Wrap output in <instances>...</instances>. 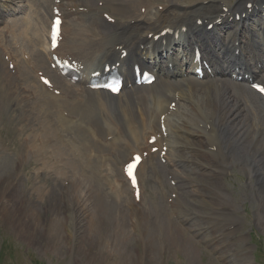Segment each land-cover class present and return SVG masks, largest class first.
Returning a JSON list of instances; mask_svg holds the SVG:
<instances>
[{"label":"bare ground","instance_id":"obj_1","mask_svg":"<svg viewBox=\"0 0 264 264\" xmlns=\"http://www.w3.org/2000/svg\"><path fill=\"white\" fill-rule=\"evenodd\" d=\"M42 5H47L50 10L48 12L46 9V15L39 16L38 7L41 8ZM158 5L159 10L152 15V10ZM55 8L61 14L62 38L52 51L48 35ZM28 9L30 12H27ZM259 9H264V0H236L234 4L229 0H214L207 5L198 4L192 7L181 5L177 0H0V113L13 107L19 112L20 129L21 121L23 123L20 151L16 154L18 164L21 162L23 167L27 160L44 150L31 142L30 137L26 135V132L32 131L36 125L33 118L37 116V129L47 132L52 129L51 119L54 116L58 118L63 108H68L69 112L74 111L77 114L74 118L78 120L88 121L94 126H108L106 119L112 116L108 104L116 101L119 107L117 106L112 116L113 121L108 119L112 122L109 126L114 132L125 137V140L122 136L117 138L113 144L115 150L112 154V172L116 176L117 186L109 195L106 190L103 191L102 185L96 188L93 182L88 181L89 178L80 180L77 175L83 172V168L79 155L65 161L67 152L63 151L61 145L54 147L55 151L50 155L44 150L50 164L49 169L51 168L48 176L50 184L47 186L46 182L44 186L35 185L30 194L24 189V194L28 195L26 198L35 196L42 207L47 204L46 199L49 196L52 203L47 205V210L38 211L34 209L33 204L27 205L28 200L24 197L19 221L21 234L26 238L31 229L36 231L37 227V230L50 240L51 246L57 248L58 240L65 239L60 229L67 225L69 215L64 212L67 208L76 218V222H83L81 228L85 229L84 236L90 238L96 250H109L111 255L117 252L121 255L126 253L129 255L128 264H149L150 253L156 249V236L153 237L148 230H142L140 235L143 248L140 254L133 255L128 246V243L132 242L130 231L133 230L135 238L140 237V225L161 219L167 221L163 234H160L158 239L161 243L160 251L164 255L171 249L180 252L188 261L194 262L199 255L195 241H203L223 260L233 259V256L238 254V251L233 249V246L237 245L235 240H246L245 236H237V208L231 191L224 183V178L233 166H238L244 172L249 168L254 173L259 185L251 189V192L254 190L252 195L257 196L256 200L261 199L259 205L264 211V122L261 121V111H257L253 104L255 101L252 103L248 98L253 95L264 109V98L251 88L252 81H249L258 79L264 84L263 74V77L259 78L261 70L264 69V50L258 47L254 31L247 26L248 20ZM260 22L259 31L263 34L261 41L264 44V18ZM208 24L213 25L211 29H207ZM224 27L228 28L226 38H222L221 28ZM11 28L13 32L18 29L19 33L30 31L38 58L33 67L26 48L21 47V41L11 38ZM7 33L19 59L27 68H32L31 79L22 80L17 73L13 79L14 69L9 68L13 58L7 54L4 45ZM16 44H19L18 49ZM177 47L181 50L180 56L174 55ZM195 49H199L202 59L214 74L213 79L209 80L210 73L205 71L203 78V92L206 94L204 105L210 108L208 112L200 110L207 115V118H201L203 127L181 114L172 121L176 109L169 111L168 108L173 100L177 101V105L180 101H193V105L190 104V113L194 115L202 108L192 99L195 97V84L182 78L184 73L191 72L193 66L198 64L196 61L194 63ZM122 52L126 53L124 58H120ZM53 53L62 61L73 62L79 73L78 81L71 83L51 67ZM116 63L120 64L118 72L123 76V85L118 95L124 93L131 83V90L127 94H130L134 104L137 101L143 103L139 109L127 104L128 101L123 98L117 100L118 95H112L102 89L93 90L87 86L91 73L102 72L105 65ZM186 64L191 68L185 71ZM134 65L155 74L156 78L152 84L157 82V85L154 89H148L150 85L137 86L133 83ZM224 75H229V78L232 75L242 76L249 96L239 94V86H230L232 81L229 78H220ZM190 76L192 75L188 74V79H191ZM41 77H48L50 86L44 85L40 81ZM215 79L218 80L213 81ZM27 85H30L31 89L23 88ZM11 100L14 102H10ZM157 115L158 124H155ZM161 115H164L163 123L162 119L160 120ZM69 120H72L71 116ZM44 122L47 125H43ZM65 123L66 126L69 125V122ZM162 124L168 137H172L171 133L176 137L175 140L172 137L173 144L170 141L167 144L168 139L163 138ZM207 126L209 129H206ZM112 135L107 139L116 136ZM88 136L90 141L94 142L90 133ZM152 136L159 153L150 152L154 145H147L145 141ZM163 146L167 148L165 155L161 156ZM145 152L146 155H143ZM134 154L142 157L135 172L139 188L138 202L134 194L136 189L130 185L125 175V167L122 168L125 163L123 159H132ZM55 157L57 161L54 162ZM226 158L228 161H225ZM179 165L187 173L185 177L178 171ZM157 166L162 169V175L169 178L165 193L169 192L168 197L172 192L176 193L168 211L188 223L191 235L180 233L169 223L165 213L162 214L155 206L145 204V183L152 181L153 177L156 178L154 173ZM190 174L196 176L202 183L201 186L209 189L210 194L214 196L212 204L207 206L213 216L209 221L189 220L187 202L184 203L183 200L186 195L177 193L179 187H187V180L191 179ZM160 181L158 178V186L162 183ZM170 181L174 182V187ZM206 181L212 186L208 187ZM7 211L11 212L8 206ZM126 217L127 226H132V229H127L124 221ZM110 238L115 239L118 249L111 246ZM240 249L245 250L244 247ZM239 255L243 257L245 252ZM116 256L109 258L110 264H117ZM242 263L248 264L247 259L243 258Z\"/></svg>","mask_w":264,"mask_h":264},{"label":"rangeland","instance_id":"obj_2","mask_svg":"<svg viewBox=\"0 0 264 264\" xmlns=\"http://www.w3.org/2000/svg\"><path fill=\"white\" fill-rule=\"evenodd\" d=\"M177 1L180 2L181 5H184L186 7H192L197 6L198 4L207 5L210 1L214 0ZM229 2L234 4L236 0H229ZM158 7L159 5L157 6V8L154 7V9L152 10L153 13L151 12L152 15L157 9L159 10ZM34 8L35 6H33L32 8L33 11ZM38 9L39 16H41L42 14L46 15V9L48 10V12L50 10L47 8V5H42V7H38ZM27 12H30V9H28ZM19 16L20 14L17 15L18 18ZM32 16L34 19H36L34 17V14H32ZM261 17L264 18V9H259L258 11H256L254 15H252L251 18L248 20L247 26L249 27V29H252L254 31L253 33L255 39L258 41V47L264 50V44L261 41L263 34L259 31V26L261 25L260 21L262 19ZM38 27L41 28L39 24ZM221 30L222 38H224L225 36H227L228 28L224 27L221 28ZM10 33L12 39L20 40L21 47L26 48L31 58V65L33 67L37 63L38 58L37 53L35 51V47L32 42V36L30 31L27 30L25 33H19L18 29L13 32L11 28ZM8 35L9 33H7L4 37V45H6L5 51L7 52V54L13 58V62L11 63L15 64V67H13V79H15L16 73L22 78V80H25L27 78L31 79L32 68H27L25 64L19 59L17 52L13 48L14 44L9 40ZM11 44H13V46ZM18 46L19 44L15 45L16 49H18ZM176 49L178 50H174V55L178 54L177 56H180V48L177 47ZM23 58L25 59L26 56H24ZM187 66L188 65H185L184 67L185 71L187 70ZM188 74L190 73H184L182 78L192 81L193 84H195L196 90H194L195 92L193 93V96L195 97H193L192 99L198 104V106L202 108H199L196 115H194L190 113L192 112L190 111V104L193 105V101H180L179 105H177V101L173 100L170 102V105L168 107L172 110H175L176 107V113L175 115H173L171 120L175 121L177 119V116L181 114L189 120H192L193 123H198L199 127H203L202 119L207 118V115L202 113L200 110L203 109L207 112L210 110L209 107H206L204 105L206 101V94L203 92L204 79H196L192 76H190L191 79H188ZM262 74L264 76V69L261 70L259 78L263 77ZM220 78L228 80L229 75H224ZM208 79H213V74ZM217 80L215 79L213 81ZM230 80L232 81H230L232 84L229 83L230 86L233 85L234 87H240L239 89L241 91L238 90L239 94L245 96L247 95L246 97L249 96L246 91L247 85L243 84V82H239V80H236V76ZM255 80L258 81L257 79ZM186 82L187 81H184V83ZM156 85L157 82L151 84L150 88L148 89H154ZM23 88L26 90L31 89L30 85H27ZM130 90V88H125V92L118 95L116 99L120 101L123 98L128 101L127 104H131L135 107L137 106L136 108L139 109L143 103L137 101L141 104L137 102L134 104L133 100L131 101L130 94H127ZM125 94L127 95L124 96ZM248 98H250L252 103L255 101L253 104L256 107L257 111H261V121L263 123V107H261V104L257 99H255L253 95L252 97L249 96ZM186 99L188 100L187 97ZM10 102L14 101L11 100ZM168 102L169 100L167 101L166 106ZM108 105L109 112H111L110 114L113 116L117 110V106L119 107V104L118 102L113 101ZM11 108V110H7L5 112L0 113V264H110L109 258L116 255V258L118 259L117 264H128L129 255H127L126 253H123V255H121L117 252L116 254L111 255L109 250H96L90 238L84 236L85 229L81 228L83 226V222H76V218L74 217V215L70 214L69 211H67V208L64 211L69 215L67 219V225L65 228L60 229V233L65 239L60 241L58 240L57 248H53L51 246L50 240L45 237V234L41 233V231H38L37 227L36 231L32 228L31 232L27 234L26 238L21 234V231L19 230V221L22 215L23 200L25 196H28L24 194V189L27 190V192L30 194L35 185L44 186L47 182L46 184L47 186H49L50 180L48 176L50 174L49 170L51 168L49 169L50 164L49 162H47L48 158L45 155V151L47 152V155H50L52 151H55L54 147H57L58 145H61L63 147V151L67 152L65 161L74 159L79 155L78 158L83 168H81L83 172L77 175L78 177H80V180L83 178H89L88 181L93 182L96 188H98L99 185H102L103 191L106 190L108 195L111 190L115 189V186H117V179L114 173L112 172V154L115 150L113 144L117 138H120L122 136L121 138L125 140V137L120 133L114 132V129H110L109 125H111L112 122L110 121H113V117L111 116V118H108L110 121L106 119V123L108 126H94L88 123V121H81L78 120V118H74V116L77 115L74 111L69 112L68 108H63L58 118L54 116L51 119L53 124L52 129L45 132L37 129V116H35L33 120L35 121L36 125L32 128V131L28 130L26 132V135L30 137L31 142H34L37 145L41 146L42 148H44L45 151L43 150V152H41L36 157H31L29 160L26 161V163L23 164L22 167L21 162L20 164H18V162L16 161V154L20 151L23 123L19 118L21 121L20 129V122L18 120L19 112L13 107ZM152 108L154 107L152 106ZM70 116L72 117V120H69ZM157 117L158 115L155 118V124H158ZM160 119H163V115ZM108 121L110 122V124L108 123ZM65 122H69V125L66 126ZM43 125L47 124L44 122ZM206 129H209V126H207ZM89 133L90 137L92 138V141L94 140V142L90 141L88 136ZM107 133H109L110 136L106 135ZM112 134H116V136L108 140L107 137L109 136L111 138V136H113ZM98 135H100L101 137ZM171 135L175 140L176 137H174L172 133ZM172 137L170 138L166 136V139H168L167 141L165 140L167 144L169 141L171 144H173ZM145 141L147 140L145 139ZM164 151L165 150L161 152V155H164ZM128 159L129 157L124 158L123 161L126 162ZM156 160L158 159L156 158ZM55 161H57L56 157L54 159V162ZM225 161H228V158H226ZM158 164L160 165L161 163L158 162ZM161 170L162 169L160 168V166H157L156 173H154V176H156V178L153 177V179L155 178L153 180L152 177H149L150 179H152V181H147L145 183V198L147 199H145V204L149 205L150 207L155 206L156 209L158 211H161L162 214L165 213L169 220V223H171L175 229L179 230L180 233H182L183 235H191L187 227L188 223L183 222L181 219L177 218L176 214L175 216L171 214L170 211H168L169 204L171 203V200L175 199L176 193H174L175 191L172 192L170 197H168L169 192L165 193V190L167 189L166 185L168 184L167 181L169 178L163 176ZM178 171L181 173L182 177H185L187 174L182 169L181 165H179ZM253 175L254 173H252L249 168H247V171L244 172V170L239 168L238 166H233L229 170L228 175L224 178L225 186L231 191V194L234 197L235 206L237 208L236 215L239 219V228L237 231V236L242 235L245 236L246 239L245 242H237V240L233 239L234 236L231 237L233 240H235L237 244L233 246V249H236V251H238V254L233 256V259H228L227 261L223 260L210 246L204 244L203 241H195L197 249H199V255L194 262L188 261L180 252H175L171 249L170 251H167V253H165L164 255V253L160 251L159 246L161 245V243H159L158 239H160V234H163V230L167 225V221L161 219H158L156 221L150 220L147 221V224L140 225L138 228L140 237L137 236L135 238L132 234L133 230L132 232L130 231L132 237V245L131 243H128L129 251L133 255L141 253L143 244L140 232H142V230L144 231L145 229L150 231L153 237L156 236L157 241L155 242L153 238V242H155L156 249L150 253L151 259L149 261H151V263L149 262V264H243V258L247 259L248 264H264V211L260 208L259 205L261 199L259 198L260 201L259 199L256 200L257 196L252 195L254 190H252L251 192V189L259 185V182H256L255 175ZM158 178L159 181L161 180L160 182H162L161 184H159V186ZM190 178L191 179L187 180V187L185 189H181V187H179V191L177 192H182L186 195V198L183 200L184 203L187 202L186 207L189 210L187 211V213L190 214L188 219H191V221L194 220L195 222L209 221L213 216L211 215L210 210H208L209 207L207 208V206H210L212 204L214 196L212 195V193L210 194L211 191H209V189H206L201 186L202 183L197 179L196 176L190 174ZM194 180H198V182ZM206 182L208 187L212 186L210 185V183H208V181ZM170 184L172 187L175 186L174 182L170 181ZM250 186H252V188H249ZM211 195L213 197H211ZM27 198L25 197V200H28L26 204H33L34 209H37L38 211L47 210V205L49 203H52V199L50 196L47 197V204L43 207L35 196L29 197L28 199ZM108 200H110V198ZM7 206L11 209L10 213H8L7 211ZM124 221L126 222L127 226L128 218L126 217ZM127 229H132V226L131 228L127 226ZM110 243L114 249L119 248L118 246H116L114 238H110ZM133 243L135 244V246H133ZM156 243H158L159 245ZM241 247L245 248V250H242L243 252H245V255H243V257L239 255L243 253L242 251H240ZM157 248L159 251H157ZM144 249L146 250L145 247Z\"/></svg>","mask_w":264,"mask_h":264},{"label":"snow or ice","instance_id":"obj_3","mask_svg":"<svg viewBox=\"0 0 264 264\" xmlns=\"http://www.w3.org/2000/svg\"><path fill=\"white\" fill-rule=\"evenodd\" d=\"M57 23H59L58 21H57ZM261 91H264V88H261ZM137 159H138V157H137ZM131 167V166H130Z\"/></svg>","mask_w":264,"mask_h":264}]
</instances>
